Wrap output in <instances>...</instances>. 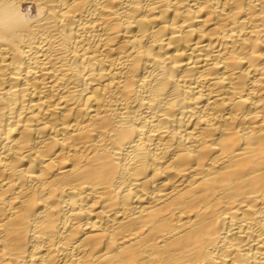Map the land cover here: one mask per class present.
I'll use <instances>...</instances> for the list:
<instances>
[{"label": "bare ground", "instance_id": "bare-ground-1", "mask_svg": "<svg viewBox=\"0 0 264 264\" xmlns=\"http://www.w3.org/2000/svg\"><path fill=\"white\" fill-rule=\"evenodd\" d=\"M0 264H264V0H0Z\"/></svg>", "mask_w": 264, "mask_h": 264}]
</instances>
